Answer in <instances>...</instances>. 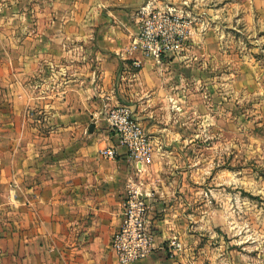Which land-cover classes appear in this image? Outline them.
<instances>
[{"label": "crops", "instance_id": "crops-1", "mask_svg": "<svg viewBox=\"0 0 264 264\" xmlns=\"http://www.w3.org/2000/svg\"><path fill=\"white\" fill-rule=\"evenodd\" d=\"M147 1L0 0V264H119L110 241L129 185L149 196L158 245L131 264H201L184 171L217 131L208 122L222 113L225 84H241L223 44L240 6L156 0L191 20L183 50L156 61L133 47ZM120 104L149 136L143 164L105 120ZM111 145L115 157H102Z\"/></svg>", "mask_w": 264, "mask_h": 264}, {"label": "rangeland", "instance_id": "rangeland-1", "mask_svg": "<svg viewBox=\"0 0 264 264\" xmlns=\"http://www.w3.org/2000/svg\"><path fill=\"white\" fill-rule=\"evenodd\" d=\"M223 1L240 6L223 44L241 84H225L222 113L208 122L217 131L184 171L189 242L201 264H264V0Z\"/></svg>", "mask_w": 264, "mask_h": 264}, {"label": "built area", "instance_id": "built-area-1", "mask_svg": "<svg viewBox=\"0 0 264 264\" xmlns=\"http://www.w3.org/2000/svg\"><path fill=\"white\" fill-rule=\"evenodd\" d=\"M156 0H148L138 11L139 30L133 40V47L140 49L145 57L160 60L161 55L179 53L190 36L189 13L173 4L155 5ZM141 60L134 65L140 66ZM108 126L124 146L132 162L136 165L147 161L150 153V139L142 124L132 114L129 105L120 104L105 112ZM117 149L107 146L99 150L105 158H114ZM151 202L149 196L138 186L129 185L122 204V221L113 233L110 248L119 264H131L150 255L158 245L151 231ZM171 253L182 250V242L173 237L168 240Z\"/></svg>", "mask_w": 264, "mask_h": 264}]
</instances>
